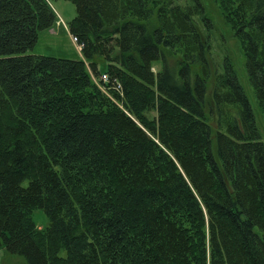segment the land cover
I'll return each instance as SVG.
<instances>
[{"label":"trees","instance_id":"obj_1","mask_svg":"<svg viewBox=\"0 0 264 264\" xmlns=\"http://www.w3.org/2000/svg\"><path fill=\"white\" fill-rule=\"evenodd\" d=\"M71 1L80 58L29 52L52 0H0V248L28 264H264V138L228 59L212 68L203 3ZM220 5L264 111V0Z\"/></svg>","mask_w":264,"mask_h":264},{"label":"rangeland","instance_id":"obj_2","mask_svg":"<svg viewBox=\"0 0 264 264\" xmlns=\"http://www.w3.org/2000/svg\"><path fill=\"white\" fill-rule=\"evenodd\" d=\"M200 1L205 6L207 16L214 23L212 68L214 71L224 72V67L221 64L228 59V63L234 68L252 104L256 124L264 138V111L256 98L254 87L250 81L243 46L235 36L231 24L222 14L220 0ZM52 6L57 13L58 21L51 28L40 30L38 41L29 52L66 58L82 57L80 49L82 45L77 43L68 27L69 21L77 14L75 3L71 0H52ZM169 58L172 60L171 56ZM33 218L39 227H44L49 223L47 213L41 208H36L33 211ZM0 264H28V262L24 256L0 248Z\"/></svg>","mask_w":264,"mask_h":264},{"label":"built area","instance_id":"obj_3","mask_svg":"<svg viewBox=\"0 0 264 264\" xmlns=\"http://www.w3.org/2000/svg\"><path fill=\"white\" fill-rule=\"evenodd\" d=\"M75 39H77V37H75ZM104 77H105V78H107V76H106V75H104Z\"/></svg>","mask_w":264,"mask_h":264}]
</instances>
